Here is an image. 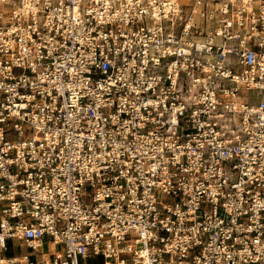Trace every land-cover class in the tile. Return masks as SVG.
<instances>
[{"label":"built area","instance_id":"2783aa9c","mask_svg":"<svg viewBox=\"0 0 264 264\" xmlns=\"http://www.w3.org/2000/svg\"><path fill=\"white\" fill-rule=\"evenodd\" d=\"M0 264H264V0H0Z\"/></svg>","mask_w":264,"mask_h":264},{"label":"crops","instance_id":"0c3cea01","mask_svg":"<svg viewBox=\"0 0 264 264\" xmlns=\"http://www.w3.org/2000/svg\"><path fill=\"white\" fill-rule=\"evenodd\" d=\"M10 244V243H9ZM8 244V245H9ZM15 244H10V246H14ZM24 247V251H20V250H12L10 252H8L6 255H10V254H20V253H24L28 250V248H26L24 245H22ZM8 247V246H7ZM20 247V246H19ZM41 250H42V254H44L45 256H50L56 249H60L61 245L60 244H54L49 240L48 236H45L42 241H41ZM36 258H39V254L36 255Z\"/></svg>","mask_w":264,"mask_h":264},{"label":"rangeland","instance_id":"374dc122","mask_svg":"<svg viewBox=\"0 0 264 264\" xmlns=\"http://www.w3.org/2000/svg\"><path fill=\"white\" fill-rule=\"evenodd\" d=\"M13 243L15 244L14 246H10V244H9V242H8V247H7V249H6V254L8 253V252H10V251H12V250H20V251H24V247L23 246H18V244H16L17 242L15 241V240H13ZM95 258H88L87 260H94Z\"/></svg>","mask_w":264,"mask_h":264}]
</instances>
